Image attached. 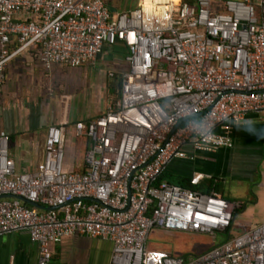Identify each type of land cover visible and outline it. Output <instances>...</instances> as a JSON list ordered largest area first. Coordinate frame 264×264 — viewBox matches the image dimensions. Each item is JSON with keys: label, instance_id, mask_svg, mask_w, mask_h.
Instances as JSON below:
<instances>
[{"label": "built area", "instance_id": "obj_1", "mask_svg": "<svg viewBox=\"0 0 264 264\" xmlns=\"http://www.w3.org/2000/svg\"><path fill=\"white\" fill-rule=\"evenodd\" d=\"M118 42L117 100L72 125L88 141L84 170L65 167V123L47 127L32 170H16L0 135V236L27 232L37 264L76 235L110 241L108 264H264V221L231 234L236 203L159 179L190 151L230 147L233 125L264 112V0H138L114 14L102 0H0V82L17 56L79 68ZM154 229L228 236L174 255L148 248Z\"/></svg>", "mask_w": 264, "mask_h": 264}, {"label": "crops", "instance_id": "obj_2", "mask_svg": "<svg viewBox=\"0 0 264 264\" xmlns=\"http://www.w3.org/2000/svg\"><path fill=\"white\" fill-rule=\"evenodd\" d=\"M102 1L113 14L132 10L138 3V0ZM124 54L125 46L118 42L104 48L93 64L79 68L55 65L44 70L28 54L7 64L5 78L0 82V135L8 134L12 142L9 155L17 171L32 170L41 162L46 129L59 123H65L68 130L65 167L84 170L88 141L75 138L72 125L103 112L111 103L108 90L118 98L126 69ZM97 64L106 66L107 77L97 83L90 100L78 98L67 91V86L63 87L64 70L82 73L84 68ZM113 84L115 91L110 89ZM71 100H74L72 107ZM230 136V147L210 152L190 151L187 158L172 160L166 171L190 179L199 176L198 182L212 180L213 191L237 204L235 209L239 212L234 216L232 231L238 232L264 221V112L246 114L233 125ZM50 249L52 264H108L111 242L76 235L62 238L51 244ZM37 260V244L27 232L0 236V264H37Z\"/></svg>", "mask_w": 264, "mask_h": 264}, {"label": "rangeland", "instance_id": "obj_3", "mask_svg": "<svg viewBox=\"0 0 264 264\" xmlns=\"http://www.w3.org/2000/svg\"><path fill=\"white\" fill-rule=\"evenodd\" d=\"M103 71V72H102ZM105 71V72H104ZM107 68L103 64H97L93 67L84 68L82 73L72 72L64 70L62 72L63 87L67 86V91L75 93L78 98L86 97L90 100L93 96V92H96L97 83L102 79H106ZM108 80H110L108 78ZM113 80V79H111ZM111 90L116 89V84L111 85ZM111 103L114 104L116 101L114 92H109ZM115 91V90H114ZM94 92V93H95ZM77 101V99L75 100ZM77 103V102H76ZM74 104V100H71V107ZM12 150V142H9V153ZM236 230L232 231L231 234H236ZM228 233L218 232L215 240L208 235L192 233L187 231L179 230H163L154 229L151 231L147 245L149 249L164 250L174 255H197L210 248L216 241L221 242L227 238Z\"/></svg>", "mask_w": 264, "mask_h": 264}, {"label": "trees", "instance_id": "obj_4", "mask_svg": "<svg viewBox=\"0 0 264 264\" xmlns=\"http://www.w3.org/2000/svg\"><path fill=\"white\" fill-rule=\"evenodd\" d=\"M159 179H165L172 184H176L182 188L197 190L202 192H210L213 190V182L212 180H205L201 182L193 183L190 178L181 177V176H173L169 174L166 170L160 175ZM239 212L238 209L234 210V216Z\"/></svg>", "mask_w": 264, "mask_h": 264}, {"label": "water", "instance_id": "obj_5", "mask_svg": "<svg viewBox=\"0 0 264 264\" xmlns=\"http://www.w3.org/2000/svg\"><path fill=\"white\" fill-rule=\"evenodd\" d=\"M198 114H195L194 116H197ZM7 197H15V198H18L26 203H28L29 205L33 206V207H36L38 209H45V210H48V209H52L53 207H48V206H43V205H40L38 204L37 202H33V201H28V200H25L23 197H20V196H13V195H6ZM5 196V197H6Z\"/></svg>", "mask_w": 264, "mask_h": 264}]
</instances>
